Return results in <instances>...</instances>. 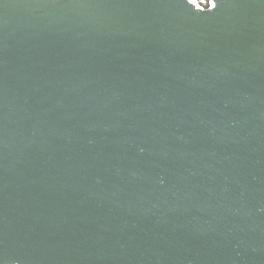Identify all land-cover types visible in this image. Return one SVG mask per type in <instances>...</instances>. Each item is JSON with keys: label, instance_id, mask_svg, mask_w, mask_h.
Here are the masks:
<instances>
[{"label": "water", "instance_id": "obj_1", "mask_svg": "<svg viewBox=\"0 0 264 264\" xmlns=\"http://www.w3.org/2000/svg\"><path fill=\"white\" fill-rule=\"evenodd\" d=\"M0 264H264V0H0Z\"/></svg>", "mask_w": 264, "mask_h": 264}]
</instances>
